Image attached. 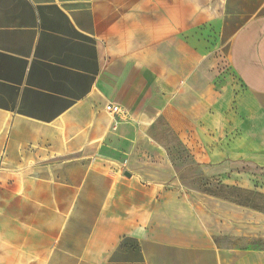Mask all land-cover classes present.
<instances>
[{
	"label": "crops",
	"instance_id": "obj_1",
	"mask_svg": "<svg viewBox=\"0 0 264 264\" xmlns=\"http://www.w3.org/2000/svg\"><path fill=\"white\" fill-rule=\"evenodd\" d=\"M207 34L236 84L191 103L180 47L207 57ZM244 237H264V0H0V264H264L218 243Z\"/></svg>",
	"mask_w": 264,
	"mask_h": 264
},
{
	"label": "rangeland",
	"instance_id": "obj_2",
	"mask_svg": "<svg viewBox=\"0 0 264 264\" xmlns=\"http://www.w3.org/2000/svg\"><path fill=\"white\" fill-rule=\"evenodd\" d=\"M207 41L209 43L207 57H203L205 54L200 52L194 54L181 43L179 67L184 72L183 78H188L191 81L193 90L184 92L188 98L190 95L195 96V102L190 100L191 103H199L204 100V97L208 99L209 95L214 99L224 86L234 87L236 84V79L229 67L227 47L224 42L218 43L215 34H207ZM198 48L200 47L198 46ZM201 51L203 52V50ZM156 61V58L151 60L153 66ZM188 109H194V107L190 106ZM218 243L224 247H239L245 250L264 249V237L219 238Z\"/></svg>",
	"mask_w": 264,
	"mask_h": 264
},
{
	"label": "trees",
	"instance_id": "obj_3",
	"mask_svg": "<svg viewBox=\"0 0 264 264\" xmlns=\"http://www.w3.org/2000/svg\"><path fill=\"white\" fill-rule=\"evenodd\" d=\"M208 186H210L208 181L201 180L198 188H200V189H202L204 191H207L210 195H213V196H216V197L219 196L220 191H223V189H225V188H219V187L214 186V185H211L210 187H208ZM234 193H237V191L235 192V191L231 190V193H230V196H229L230 199L234 200V203H236L238 205H243V204L235 202L236 201L235 200L236 196L233 195ZM245 198L247 200L249 199V197H245ZM245 206L250 207L252 209H257L254 204L249 203V202L247 204H245Z\"/></svg>",
	"mask_w": 264,
	"mask_h": 264
},
{
	"label": "built area",
	"instance_id": "obj_4",
	"mask_svg": "<svg viewBox=\"0 0 264 264\" xmlns=\"http://www.w3.org/2000/svg\"><path fill=\"white\" fill-rule=\"evenodd\" d=\"M106 110L114 115H120V114H124V110L122 107H120L119 105H113V104H109L106 107Z\"/></svg>",
	"mask_w": 264,
	"mask_h": 264
}]
</instances>
